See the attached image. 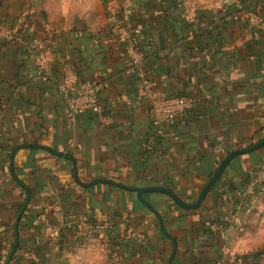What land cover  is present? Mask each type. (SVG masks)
I'll list each match as a JSON object with an SVG mask.
<instances>
[{
    "label": "crops",
    "instance_id": "crops-1",
    "mask_svg": "<svg viewBox=\"0 0 264 264\" xmlns=\"http://www.w3.org/2000/svg\"><path fill=\"white\" fill-rule=\"evenodd\" d=\"M12 1L24 0L7 3ZM196 1L188 13L180 0H37L27 25L24 6L12 31L20 25L27 30L17 48L37 36L35 67L31 83L0 87L1 107L6 105L0 116V261L25 200L9 170L10 155L21 144L71 159L42 148L17 152L14 173L32 195L19 224L24 249L32 246L28 232L43 230L50 205L59 204L75 221L114 222L120 230L109 240H84L70 256L72 264H167L173 251L171 264H211L219 255L215 233L227 244L228 259L257 250L264 260L258 248L264 217L256 219L261 207L253 205L260 198L242 211L228 205L229 195L234 203L241 194L231 188L257 166L258 154L235 158L196 210L180 208L166 194L131 190L170 188L193 204L221 158L264 133V38L242 17L226 20L216 0ZM241 1L245 10L264 12V0ZM162 10L165 21L158 17ZM9 31L6 22L0 32ZM15 59L10 64L19 67L22 57ZM130 64L138 69L126 75ZM141 76L156 79L168 95L196 99L173 127H163V135L154 131L148 102L136 97ZM82 81L107 84L101 101L110 124L91 110L74 123L66 119L61 90ZM98 180L105 183L93 184ZM224 192L226 205L216 208Z\"/></svg>",
    "mask_w": 264,
    "mask_h": 264
},
{
    "label": "trees",
    "instance_id": "trees-1",
    "mask_svg": "<svg viewBox=\"0 0 264 264\" xmlns=\"http://www.w3.org/2000/svg\"><path fill=\"white\" fill-rule=\"evenodd\" d=\"M7 1L8 0H0V31L2 30V25L6 22L11 27V31H9V33L6 34V37H0V87L3 84H8L11 88L16 90L19 86H22L23 84H29L32 82V80L29 79L28 75L30 74V71L33 72V69L35 67L34 61H33L34 51H35V47L33 46V40L37 36L32 37L31 39L32 42H24L25 43V45H23L24 48H21V47L17 48V42L19 40H23L28 37L27 32H26L27 30L25 29L24 26H21V25L19 29L15 31V33H13L12 29L17 24L15 19L18 20L21 16L24 15V12H25L23 10L25 8L24 6H26V14H25L26 16L23 18L24 25H27L30 23L32 16L29 17V15L27 14L30 13L31 10L35 7L37 0H24L22 2L12 1L9 4L7 3ZM158 17L164 21L167 19V16L164 10L158 13ZM20 48L22 49V51L19 50ZM16 56L22 57V60H23L19 64V67H16L10 64V62H12L13 60H16L15 59ZM24 72H26V74H24ZM185 96H189V95L186 94ZM2 101H3L2 97L0 96V116L3 114V112L6 109V105L1 107V105L3 104ZM106 114H107V109H106ZM259 119H260L261 124H264V119H262L261 117ZM263 140H264V133L253 134L249 136L247 139V143H245L244 146H239V147L235 146L228 153H226V155H224L221 158L220 162L223 159H225L232 151L243 149V148H248ZM255 154H258V156L260 157V161L257 164V166L254 169L246 172L245 177L240 178L239 179L240 182L236 183V185L234 184L235 185L234 188H231V185L233 184L227 183L228 184L227 186L229 188L237 189L238 191L241 190V194L235 196L234 203L230 202L232 198L229 195L228 205L231 206L232 209L242 211L248 205L249 202H251L254 199L261 198L262 202L258 204L257 206V207H261V209H258V210L256 209V213H254L256 214L255 215L256 219L261 220V218L264 217V201H263L264 200L263 199L264 181L254 184L251 193L244 194L248 186L251 183H253L256 176L261 171L262 165L264 163V148L255 152ZM217 168L215 169V171L217 170ZM213 173L211 174L210 178L212 177ZM222 175H225V174L223 173ZM222 178L223 177L221 176L218 181L220 182ZM225 196H226V193L224 192L222 197L216 199V202H215L216 208H220L226 205L227 199L224 198ZM18 212L15 215V219L18 215ZM26 212L24 213L23 217L25 216ZM63 217H64L65 224L69 221H72V222L75 221L72 215H69L67 213H63ZM38 221H41V218H39ZM235 221L236 223L238 222L237 219ZM247 221L248 220H246L245 225H247ZM43 222H44V219H43ZM86 223H87V226L90 227V229L88 232L84 233L82 240L79 243L84 242V240L86 239L89 240L90 238H93V237L98 238L100 235H102L104 238L109 240L112 238H116V233L120 232V230L117 228L114 222H104V221H99V220L93 221L92 219H90V221L88 220V222ZM227 223L228 222L226 221L224 225H226ZM240 228H242V226ZM44 230H45V227H44ZM44 230H39L37 233L28 232L26 237L30 238V240L32 241V246L27 249H24V247H21V245L19 244L9 264H71L70 256L75 254L76 248L79 249V247H81V245L83 244L82 243L81 245H77V243H75L72 240L73 230L71 231V229H67L65 226H61L59 232L55 236L46 234ZM22 233L19 231V239L21 237H24ZM12 235L13 237H12V244L10 246V249L4 255L3 260L0 261V264L5 263L11 251V248L14 242V227H13ZM217 235L218 234L215 233L213 237L214 241H216L214 244V248L220 249L223 243L218 238L216 240ZM258 248L261 251V255H263L264 245H261ZM219 259H220V255H218L215 261L212 260L209 262L211 264H217ZM260 260L261 259L259 258V254L256 250L251 253L248 252V253L241 254V255L240 254L235 255L233 258L228 259L225 262V264H261L262 262H264V260L263 261L262 260L260 261Z\"/></svg>",
    "mask_w": 264,
    "mask_h": 264
},
{
    "label": "built area",
    "instance_id": "built-area-1",
    "mask_svg": "<svg viewBox=\"0 0 264 264\" xmlns=\"http://www.w3.org/2000/svg\"><path fill=\"white\" fill-rule=\"evenodd\" d=\"M188 13H192L197 6L196 0H180ZM220 8L221 15L226 19L244 18L248 24L255 28L260 36L264 38V12L261 8L245 10L241 0H216ZM0 37H6L0 32ZM137 64H130L125 70L126 75H132L138 69ZM107 89L104 82L93 83L82 81L76 85L63 87L61 90L63 101L66 107V119L70 123L76 122L78 116L87 110L93 111L100 122L108 125L111 117L106 114V106L101 101L103 90ZM138 100L146 101L149 104V111L154 123V131L158 135H163V127H173L179 118L187 115L196 105L194 96H173L168 95L159 88L156 79L149 76H141L139 85L136 89ZM264 181V163L261 171L251 183L246 192L251 193L253 185ZM45 219V233L55 236L61 226L73 230L72 240L79 243L87 227L85 221H69L64 223L63 212L59 204H51ZM49 232V233H48ZM220 259L217 264H225L228 260L229 249L226 243H223L219 249Z\"/></svg>",
    "mask_w": 264,
    "mask_h": 264
},
{
    "label": "water",
    "instance_id": "water-1",
    "mask_svg": "<svg viewBox=\"0 0 264 264\" xmlns=\"http://www.w3.org/2000/svg\"><path fill=\"white\" fill-rule=\"evenodd\" d=\"M27 148H42L40 147L39 145L37 144H21V145H18L16 146L11 155H10V163H9V170H10V174H11V177L12 179L24 190L25 192V200L21 206V208L19 209V212H18V215L15 219V222H14V242H13V245H12V248H11V251L5 261L4 264H9L12 257L14 256L16 250H17V247L19 245V224H20V221L24 215V213L26 212L29 204H30V201H31V191L28 187H26L24 184H22L16 177L15 173H14V159H15V156L17 154V152L21 149H27ZM262 148H264V140L253 145V146H250L248 148H243V149H238V150H234L232 151L225 159H223L220 163V165L218 166L217 170L213 173L212 177L208 180L207 184L205 185V187L201 190L200 194H199V197L197 199V201L193 204H188V203H184L181 199H179L175 194L174 192H172L170 189L168 188H162V187H154V188H148V189H131V190H134L140 194L142 193H145V192H154V193H162V194H166L168 195L179 207L185 209V210H196L198 209L202 202L204 201V199L207 197L208 193L211 191V189L214 187V185L218 182L219 178L222 176V174L225 172L226 168L228 167V165L237 157H240L242 155H247V154H251V153H255L257 152L258 150H261ZM42 149H45V150H48L50 151L52 154L56 155V156H59V157H63V158H68L70 159L69 157L67 156H64V155H59L58 153L54 152L52 149L50 148H42ZM71 160V159H70ZM72 163H73V166H74V176H75V180L78 182V176H77V167H76V163L75 161L72 160ZM108 182V181H106ZM96 183H105L104 180H98V181H95L93 184H96ZM110 185H113V186H119L113 182H108ZM159 223H160V229L161 231L166 234V231H165V228L161 222V219H159ZM173 257H174V251L169 259V262L167 264H171L172 260H173Z\"/></svg>",
    "mask_w": 264,
    "mask_h": 264
},
{
    "label": "rangeland",
    "instance_id": "rangeland-1",
    "mask_svg": "<svg viewBox=\"0 0 264 264\" xmlns=\"http://www.w3.org/2000/svg\"><path fill=\"white\" fill-rule=\"evenodd\" d=\"M260 167H261V165H260ZM264 199V198H263ZM264 201V200H263ZM262 202V199L260 198L259 199V203H255V204H253L254 206H258V204H260ZM263 207V206H262ZM89 229H90V227L89 226H87L86 227V229L84 230V232L83 233H86V232H88L89 231ZM44 230V229H43ZM44 232H45V230H44ZM49 233V232H48ZM263 239H264V236H263ZM83 242H81V243H77V245H80V244H82ZM264 242L263 241H260L259 242V245H262ZM76 250H78V248H76ZM72 264V263H71Z\"/></svg>",
    "mask_w": 264,
    "mask_h": 264
}]
</instances>
